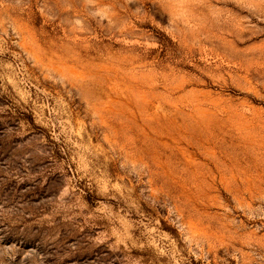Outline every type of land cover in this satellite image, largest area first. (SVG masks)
I'll use <instances>...</instances> for the list:
<instances>
[{"label": "rangeland", "instance_id": "obj_1", "mask_svg": "<svg viewBox=\"0 0 264 264\" xmlns=\"http://www.w3.org/2000/svg\"><path fill=\"white\" fill-rule=\"evenodd\" d=\"M0 264H264V0H0Z\"/></svg>", "mask_w": 264, "mask_h": 264}]
</instances>
